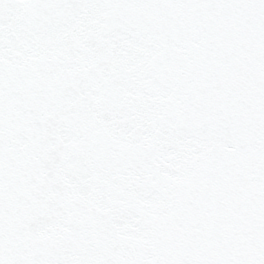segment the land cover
Returning <instances> with one entry per match:
<instances>
[{
	"label": "snow or ice",
	"instance_id": "snow-or-ice-1",
	"mask_svg": "<svg viewBox=\"0 0 264 264\" xmlns=\"http://www.w3.org/2000/svg\"><path fill=\"white\" fill-rule=\"evenodd\" d=\"M0 264H264V0H0Z\"/></svg>",
	"mask_w": 264,
	"mask_h": 264
}]
</instances>
